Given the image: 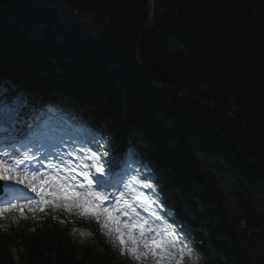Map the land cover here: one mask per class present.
Instances as JSON below:
<instances>
[{
	"label": "trees",
	"instance_id": "trees-1",
	"mask_svg": "<svg viewBox=\"0 0 264 264\" xmlns=\"http://www.w3.org/2000/svg\"><path fill=\"white\" fill-rule=\"evenodd\" d=\"M76 82L88 122L125 106L205 204L204 264H264V0H155L153 21L147 0H0V90ZM31 225H0V264H124L89 217Z\"/></svg>",
	"mask_w": 264,
	"mask_h": 264
},
{
	"label": "snow or ice",
	"instance_id": "snow-or-ice-1",
	"mask_svg": "<svg viewBox=\"0 0 264 264\" xmlns=\"http://www.w3.org/2000/svg\"><path fill=\"white\" fill-rule=\"evenodd\" d=\"M26 107L19 97L8 101L0 94V191L5 193L0 214L29 205H41V211H76L107 230L121 255L142 264L148 257L155 258L154 264H182L185 256L192 257V250L154 210L163 205L153 183L156 177L142 175L147 165L131 168L113 141L86 125L76 127L72 116L58 115L59 109L42 108L33 114L25 112ZM86 136L90 138L77 147L75 141ZM128 153L135 157L134 149ZM121 162L135 174L126 171L117 180ZM13 191L26 195L10 196Z\"/></svg>",
	"mask_w": 264,
	"mask_h": 264
},
{
	"label": "rangeland",
	"instance_id": "rangeland-1",
	"mask_svg": "<svg viewBox=\"0 0 264 264\" xmlns=\"http://www.w3.org/2000/svg\"><path fill=\"white\" fill-rule=\"evenodd\" d=\"M73 118L78 119L77 116H74ZM82 125H84V123L75 124L76 127H80ZM81 131H82V129H81ZM95 132H97L99 135H102L105 138V136H104L105 134L102 131H95ZM140 136H141V133L137 129H134V130L129 132L128 140H127L128 145L126 147V151L122 154V157H124V161H126L127 165H130L131 168H137V167H140L141 165H147L148 167L143 169L142 175H144V174L153 175L156 177V179H158L161 176H163L161 168L155 166L152 158L143 157L140 150L136 149L135 139L139 138ZM89 138H90V136H86V137H83L82 139H78L77 141H75L76 146L79 147L81 144H84L86 142V140ZM114 142H116L115 139H114ZM142 144L146 145L147 142L142 141ZM88 146H91V145H88ZM128 149H134L135 154L137 156L135 155V157L133 158L132 155L130 153H128ZM93 150H95V149H93ZM126 153H128V154L126 155ZM121 163H122L121 169L117 171V173H118L117 177L120 178V174L123 172H126V171H128L129 174H135V173L130 172V169L127 167V165L124 162H121ZM123 178L125 180H127L128 176L125 175ZM156 179L153 180L154 184H155ZM156 190L159 193V199H160L163 207L161 209H154V210L158 211L160 213V215L164 217V221L161 223H163V225L165 227L170 226L172 229H174L177 237H179V240L182 242V244L187 245L188 248H190L192 250V253H193L192 257L185 256L183 258L182 264H202L204 259H205L204 257L206 256V254L202 251L197 250L192 244V238L193 237L191 235H187L185 231H183L179 228V225H181L182 222L180 221V219L177 218V216L175 214L174 208L177 205L176 201L171 200L167 203H163V201H162V200H165V198H170L172 196V194H170V193H168V194L165 193L166 191H170V186H167L165 188L161 185H156ZM175 191L178 192V189H176ZM148 194L151 195L150 190L148 191ZM41 207H42L41 205H37V206H35V208H32V210H26V209L22 210L21 207L6 210L2 214H0V222L5 223V224H9V223L16 224V223H21L25 220H30V219L34 220L37 218L38 214L41 212V210H40ZM182 211L185 212L184 208L182 209ZM21 212H23V215H21ZM192 218H194V217H192ZM243 224H244V222H243ZM192 235L194 237H196L198 240H200L199 243L205 248V250H208L206 252H208V254L210 256H213L216 253L215 249L212 247L208 237L206 236V234L204 232L202 233L201 230L197 229L196 231H194V233ZM140 250L145 251V250H142L141 248H140ZM12 251L15 255V258L17 260H19V256H18L17 249L15 246L12 247ZM121 256L124 259L126 264H142L141 261H136L133 258H131L129 255L125 254V255H121ZM177 259H180L179 253H177ZM145 261L147 264H154L155 258L154 257H148ZM143 263H145V262H143Z\"/></svg>",
	"mask_w": 264,
	"mask_h": 264
}]
</instances>
